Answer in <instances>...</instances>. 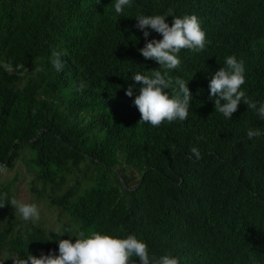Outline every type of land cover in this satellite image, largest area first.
<instances>
[{
	"label": "trees",
	"instance_id": "16d2710c",
	"mask_svg": "<svg viewBox=\"0 0 264 264\" xmlns=\"http://www.w3.org/2000/svg\"><path fill=\"white\" fill-rule=\"evenodd\" d=\"M114 3L0 0V166L24 162L32 194L47 193L70 221L24 231L9 204L14 180L0 182V255L58 254V239L96 230L134 234L150 256L179 264H264V135H246L264 133V120L242 102L225 118L208 87L235 55L245 66L241 90L264 102V0H132L122 16ZM169 10L196 15L206 34L205 48L182 49L173 70L140 54L146 41L135 27L138 15ZM53 50L66 53L59 73ZM154 69L188 81L186 120L139 122L141 85L131 77Z\"/></svg>",
	"mask_w": 264,
	"mask_h": 264
},
{
	"label": "clouds",
	"instance_id": "9594fccd",
	"mask_svg": "<svg viewBox=\"0 0 264 264\" xmlns=\"http://www.w3.org/2000/svg\"><path fill=\"white\" fill-rule=\"evenodd\" d=\"M99 3V0H97ZM132 0H115L114 9L118 16H122L124 9L130 7ZM171 16V26L166 22V17ZM135 27L140 30L145 38V44L139 49L145 59L156 61L162 69L173 70L179 67L181 61L178 57L182 49L202 51L206 45V34L202 30L201 21L194 15L176 17L169 10L168 15H144L135 17ZM160 34L162 39L148 40L149 31ZM61 51L53 50L51 53V65L59 73L64 68L61 59ZM4 67L9 69L10 64ZM24 68V65H18ZM131 79L141 85L139 94L134 98V105L140 113L141 123L159 127L163 122L169 123L188 118L192 94L187 87L188 81L180 77H171L167 71L163 74L154 69L151 75L136 73ZM245 84V66L243 60H238L235 55H229L225 59V66L220 67L211 75L209 81V99L216 97L214 106L216 111L231 119L238 106L245 104L256 115L264 120V102L250 99L246 92L241 90ZM133 85L125 89V95L133 96ZM171 90V92L169 91ZM223 101V103H221ZM247 138L252 139L264 135L260 129L250 128ZM175 149V145L171 146ZM190 152L195 159L202 158L197 147H192ZM9 204L18 211L23 220L39 219V209L34 203H26L11 199ZM5 204H0L4 207ZM59 231V229H58ZM62 236V235H61ZM58 254L49 251L41 253L38 257L27 255L26 259L13 258L14 264H179L176 257L164 254L159 257L149 254L148 245L138 239L134 234L126 237L119 235L102 234L96 230H78L75 242L71 239H58ZM251 264H258L255 257L251 258Z\"/></svg>",
	"mask_w": 264,
	"mask_h": 264
},
{
	"label": "rangeland",
	"instance_id": "374dc122",
	"mask_svg": "<svg viewBox=\"0 0 264 264\" xmlns=\"http://www.w3.org/2000/svg\"><path fill=\"white\" fill-rule=\"evenodd\" d=\"M14 180L11 187V193L13 199L26 203H34L39 209V219L23 220L18 211L15 209L17 217L22 222V228L24 231L30 228H42L46 231L50 230H60L64 223L70 222L65 214L59 216L58 209L52 207L46 198L47 193L36 196L30 191L29 182L31 180V175L28 168L25 166L24 162L17 161L13 168H7L5 166H0V182H5L6 180ZM40 185H38L39 187ZM8 252L3 251L0 255V264H12L13 258L16 256L14 254L7 255Z\"/></svg>",
	"mask_w": 264,
	"mask_h": 264
}]
</instances>
